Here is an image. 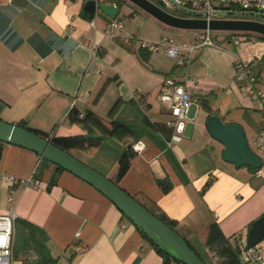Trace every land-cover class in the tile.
I'll return each mask as SVG.
<instances>
[{"label": "crops", "instance_id": "obj_1", "mask_svg": "<svg viewBox=\"0 0 264 264\" xmlns=\"http://www.w3.org/2000/svg\"><path fill=\"white\" fill-rule=\"evenodd\" d=\"M87 1L0 0V119L50 140L66 138L61 143L66 152L109 179L115 178L123 152L143 143L141 152L133 150L119 186L164 222H174L206 264H216V252L233 236L242 237L243 249L249 228L264 214V163L256 171L225 162L223 145L206 127L205 106L223 122L240 124L252 142L261 116L241 93L234 62L253 59L264 75V41L247 42L236 58L226 50L195 51L200 64H191L196 83L190 85L200 105L192 108L184 134L169 145L171 136L158 127L171 119L160 90L167 76L183 77L176 60L158 52L144 62L138 47L107 38L105 27L112 20L101 12L89 18ZM135 16L131 22L137 24ZM125 31L143 41H194L192 31L162 30L155 37L143 28ZM94 45L102 48L98 56L92 54ZM73 108L81 119L93 114L106 128L117 122L131 133L101 139L107 129L94 118L70 120ZM0 146V215L15 213L42 228L60 264H164L137 227L93 186L68 171L52 184L57 165L33 151ZM6 177L20 183L10 186ZM28 178L32 185L24 187ZM158 180L171 183L169 193ZM245 257L241 253V264ZM12 264L24 263L14 255Z\"/></svg>", "mask_w": 264, "mask_h": 264}, {"label": "water", "instance_id": "obj_2", "mask_svg": "<svg viewBox=\"0 0 264 264\" xmlns=\"http://www.w3.org/2000/svg\"><path fill=\"white\" fill-rule=\"evenodd\" d=\"M127 1L173 29L250 33L264 37V22L258 20L222 19L207 21L198 18L179 17L168 13L150 0ZM169 1L177 8L193 14V12L182 8L176 0ZM84 12L89 18H93L101 12L111 20H116L120 11L119 7L115 5L88 0L84 5ZM254 16L264 18L262 14H255ZM206 127L211 137L223 145L222 159L225 162L234 165L236 168L262 169L263 161L251 149L245 130L240 124L225 123L218 114H213L207 118ZM0 142L33 151L42 159L63 168L93 186L113 202L123 215L142 230L153 243L180 263L206 264L176 230L143 207L111 179L55 146L50 140L38 136L27 128L0 119ZM263 241L264 214L253 222L249 228L241 253H248Z\"/></svg>", "mask_w": 264, "mask_h": 264}, {"label": "built area", "instance_id": "obj_3", "mask_svg": "<svg viewBox=\"0 0 264 264\" xmlns=\"http://www.w3.org/2000/svg\"><path fill=\"white\" fill-rule=\"evenodd\" d=\"M67 1V0H64ZM98 3L112 4L118 7L116 0H96ZM161 8L173 5L169 0H150ZM178 4L190 12H193L191 18L211 20L236 19L229 18L230 15L254 16L255 14L264 15V0H176ZM185 12V11H184ZM188 13V12H186ZM98 14V13H97ZM96 14V15H97ZM190 14V13H189ZM256 17V16H254ZM246 20H257L249 18H241ZM259 21V20H258ZM261 22H264L260 20ZM194 41L192 44H179L172 38L164 37L159 41H143L138 40L134 35L124 31L122 22L112 20L105 27V35L107 38H118L121 42L139 49L147 50L150 53H157L160 49H164L165 53L176 60V65L180 69L182 76L180 79L177 75H169L163 82L160 90V100L162 104L170 111L171 119L167 123V127L171 129L172 144L175 138L182 136L186 130L189 115L193 107H199V101L194 95V88L190 84L196 83V78L190 73V67L193 60V54L202 47H216L225 49V47L212 40V35L216 38L223 35L226 42L233 43L235 48L239 50L241 42L239 38H234L233 32H214V31H192ZM229 33V34H228ZM243 36V42L257 41L260 39L257 35L250 33L237 35ZM225 42V43H226ZM102 48L94 45L92 48L93 56L101 54ZM235 79L239 84L241 93L248 97L255 105L260 113V131L257 133L252 142L249 141L253 152L260 157L264 163V75L260 74L256 69V63L253 59H244L238 57L234 62ZM81 117H84L82 114ZM144 145L137 142L133 145L135 152H141ZM10 186L20 183L17 178L6 177L4 179ZM24 187L32 185L31 178L22 181ZM14 198L11 194L9 202H13ZM17 215L11 213L8 215H0V264H12L14 261V231L17 221ZM79 234H77L78 236ZM82 248L75 246V251L79 252ZM245 264H258L264 260V245L259 244L248 253L245 254Z\"/></svg>", "mask_w": 264, "mask_h": 264}, {"label": "trees", "instance_id": "obj_4", "mask_svg": "<svg viewBox=\"0 0 264 264\" xmlns=\"http://www.w3.org/2000/svg\"><path fill=\"white\" fill-rule=\"evenodd\" d=\"M116 1H119V2H117V5L119 7L121 0H116ZM138 53L144 62L148 61L149 56L151 54L149 51L143 50V49H140L138 51ZM261 61L264 63V56L262 57ZM117 107L118 106H116L114 108L113 112L116 110ZM205 110L209 113V115H212L211 108L208 105L205 106ZM68 118H70V120L72 119L73 121L75 120L76 123H84L85 121L89 120L88 118H94L100 126H102L103 128H106L105 124L93 114H88L87 116H85L84 119H81L79 117V113L76 110H74V108L71 110ZM19 126L26 128V126H24V125H19ZM158 127H159V130L161 132H163L166 137L171 136L172 131L166 125L160 124ZM106 129H107V131L105 132L106 135L101 136V139H104L107 137L119 138V136H123L125 133H131L130 130L126 126L119 124L117 122H113L111 124V127L106 128ZM32 132L37 134L38 136H40L42 138L47 139V136H45V135H42L36 131H32ZM47 140H50V139H47ZM64 140H66V138H63V139L54 138L50 141L55 146L64 150V148L61 145V143L64 142ZM3 144H4L3 142H0V145H3ZM64 151H66V150H64ZM1 155H2V148L0 146V158H1ZM135 155H136V153L133 151V149L131 147H128L123 152V154L119 160V165H118V169H117V173L115 175V178L111 179L118 186H119L118 181L128 171V169L130 167V162ZM254 170H256V169H254ZM64 171H66V170L57 166V172L55 173L51 183L52 184L56 183L58 175H59L58 173L64 172ZM256 171H258V170H256ZM158 183L165 193L170 192L172 186L168 180H158ZM139 203L143 207H145L147 210H149L151 213L156 215V212L152 208H149L148 206L144 205L141 202H139ZM158 218L161 219L160 217H158ZM166 224L169 225L174 230H176L175 229L176 225L174 222H169V224L168 223H166ZM137 229L142 234L143 238L148 243H150V245L156 250V252L163 258L164 264H169V263L174 262V261L179 262L178 260L173 258L169 253L162 250L155 243H153L145 235V233L142 230H140L139 228H137ZM231 241H233V242H231ZM225 242L228 243V245L224 248L222 247L221 250H218L216 252V256L218 257V261L216 262V264H241V258L240 257H241V250H242V244H243L242 243V237L241 236H233L232 238L228 239V241H225ZM189 246H190V244H189ZM13 249H14V255H16L17 257H21L24 264H60L58 262V259L54 258L52 255L50 245H49V237H48L47 233L42 228H40V227H38V226H36V225L26 221V220H21L18 218L16 221L15 231H14ZM198 256L201 258V256L199 254H198ZM201 259L203 260V258H201Z\"/></svg>", "mask_w": 264, "mask_h": 264}, {"label": "rangeland", "instance_id": "obj_5", "mask_svg": "<svg viewBox=\"0 0 264 264\" xmlns=\"http://www.w3.org/2000/svg\"><path fill=\"white\" fill-rule=\"evenodd\" d=\"M117 2H119V1H117ZM163 9L165 11H167L168 13H170L172 15H175V16H179V17H192L193 16L192 14L186 13L183 10H181V9H179L176 6H173V5L163 7ZM119 10H120V14H119V17H118L117 20L122 22L123 24H125V29L126 30L127 29H131L133 27H136V30H139L140 28H143V33H145L144 31L146 30V32L152 37L158 36L159 34L162 36L163 34L160 33L162 30L179 31L178 29H173L171 27L165 26L164 24H162L161 22H159L158 20H156L155 18H153L152 16H150L146 12L142 11L141 9L137 8L136 6H134L133 4H131L127 0H122L121 1V3L119 4ZM132 14L136 15L135 17L137 19H136L135 22H138L137 24L131 22V20H133V17H130ZM228 17L229 18H236V19L249 18V19H257L259 21L260 20L264 21V18L254 17V16L230 15ZM125 29H124V31H125ZM222 34H226V32H224ZM233 34L242 35V33H233ZM237 35H233L234 38H239V40L242 41L239 50H237L235 48V46L233 45L232 42L231 43L226 42L227 40H226V38L223 35H218L216 38L212 35V40L222 44L226 48V49H219V50H222V51L226 50L227 52H230L231 54H233V57L236 58L237 51L243 52L245 50L244 47L246 46L245 45L246 42H243V40H242V39H244V37L243 36H237ZM253 35H257V34H253ZM259 40L264 41V37L260 36V39H258V41ZM205 48L206 47L201 48L199 51H203V49H205ZM208 48L218 49V48L212 47V46H208ZM162 52L165 53L164 49H160L159 53H162ZM194 56H196L197 59H195ZM198 56L199 55H196V53L194 52V54H193L194 58L192 60V65L195 62H197V64H200L199 63L200 62V56L199 57ZM191 68H192V66H191ZM247 138H248L249 141L251 140V137H250L249 133L247 135ZM261 244L264 245V241L261 242Z\"/></svg>", "mask_w": 264, "mask_h": 264}]
</instances>
